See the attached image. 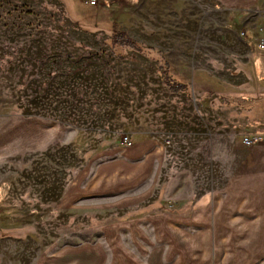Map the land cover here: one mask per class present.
<instances>
[{
	"label": "rangeland",
	"instance_id": "1",
	"mask_svg": "<svg viewBox=\"0 0 264 264\" xmlns=\"http://www.w3.org/2000/svg\"><path fill=\"white\" fill-rule=\"evenodd\" d=\"M117 32L157 50L188 91L170 95L157 61L112 47ZM254 35L259 5L0 0V226L15 237L0 231V263L124 240L150 201L169 207L181 187L192 202L264 169V64L257 78L243 64Z\"/></svg>",
	"mask_w": 264,
	"mask_h": 264
},
{
	"label": "crops",
	"instance_id": "2",
	"mask_svg": "<svg viewBox=\"0 0 264 264\" xmlns=\"http://www.w3.org/2000/svg\"><path fill=\"white\" fill-rule=\"evenodd\" d=\"M57 1L61 3V0ZM200 1L231 9L259 5L264 11V0ZM243 48L245 54L248 53V60L243 64L251 67L252 74L257 78L261 64H264V51L251 50L247 46ZM259 85L260 82L256 81V86ZM82 189L77 190L81 194L74 202L75 209L82 205L83 193L87 191ZM90 191L92 193L88 197L96 198L97 192ZM184 193L181 187L174 190L175 201L169 207L160 204V201L157 204L150 201L141 206V210L135 214L140 218H132L129 224H125L131 229L124 240L113 235L108 237L106 243L65 245L51 254H45L38 262L264 264V169L248 174L235 172L223 186L195 196L192 202L178 199ZM5 211L1 205L0 213ZM11 230L0 226L3 235L9 233L6 239L12 238L10 235L14 232L11 233ZM2 239L6 240L5 237ZM0 258L4 257L0 255Z\"/></svg>",
	"mask_w": 264,
	"mask_h": 264
},
{
	"label": "trees",
	"instance_id": "3",
	"mask_svg": "<svg viewBox=\"0 0 264 264\" xmlns=\"http://www.w3.org/2000/svg\"><path fill=\"white\" fill-rule=\"evenodd\" d=\"M110 45L112 47L126 48L149 60L157 61L158 69L160 71V82L167 88L170 95L175 96L188 91V86L185 83L176 81V79L171 76V66L161 57V54L157 50L142 47L124 32L114 33L111 36Z\"/></svg>",
	"mask_w": 264,
	"mask_h": 264
},
{
	"label": "built area",
	"instance_id": "4",
	"mask_svg": "<svg viewBox=\"0 0 264 264\" xmlns=\"http://www.w3.org/2000/svg\"><path fill=\"white\" fill-rule=\"evenodd\" d=\"M84 5L88 7H94L99 2V0H80ZM252 42L255 44V47L259 51H264V36L261 38L255 37V35L251 38ZM256 141V138H244L243 144L251 145ZM122 144L124 148H130L132 146L131 139L128 135L122 137Z\"/></svg>",
	"mask_w": 264,
	"mask_h": 264
}]
</instances>
